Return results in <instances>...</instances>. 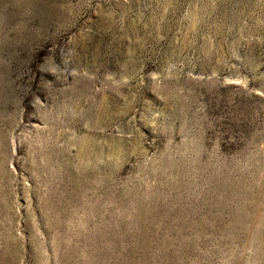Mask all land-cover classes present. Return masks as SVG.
I'll return each instance as SVG.
<instances>
[{
  "label": "rangeland",
  "instance_id": "1",
  "mask_svg": "<svg viewBox=\"0 0 264 264\" xmlns=\"http://www.w3.org/2000/svg\"><path fill=\"white\" fill-rule=\"evenodd\" d=\"M0 264H264V0H0Z\"/></svg>",
  "mask_w": 264,
  "mask_h": 264
}]
</instances>
